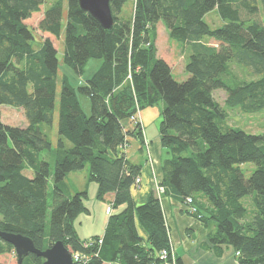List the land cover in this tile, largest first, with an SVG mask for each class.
Masks as SVG:
<instances>
[{
    "label": "trees",
    "instance_id": "1",
    "mask_svg": "<svg viewBox=\"0 0 264 264\" xmlns=\"http://www.w3.org/2000/svg\"><path fill=\"white\" fill-rule=\"evenodd\" d=\"M128 2H135L134 14L124 17ZM45 3L0 0V231L29 237L41 250L62 241L72 252L90 255V264H163L158 253L169 249L170 235L161 200L152 195L136 205L132 189L141 166L120 152L128 137L144 142L142 125L128 131L127 121L162 101L165 193L183 204L192 198L197 209L192 216L215 228L209 242L232 247L238 264H264V134L227 124L229 110L264 112V0H110V31L82 11L78 0H66L64 63L82 75L90 60L103 62L78 89L63 77L55 148L42 125L54 123L57 46L47 37L35 49L37 32L26 23L41 16L37 30L60 39L64 0L43 11ZM214 10L223 22L219 28L204 19ZM159 23L187 56L184 82H177L172 65L157 56ZM216 91L226 93L224 105ZM78 94L90 99V115ZM2 106L23 109L26 127L3 123ZM44 152L52 163L41 158ZM249 163L256 170L246 178L242 166ZM86 167L88 181L98 184V198L113 193V209L124 207L109 216L102 236L90 238H102V245L88 249L74 226L82 213H90L87 191L72 195L66 183L69 174ZM137 222L147 239L140 237ZM12 251L0 239V254ZM43 261L29 255L22 264Z\"/></svg>",
    "mask_w": 264,
    "mask_h": 264
},
{
    "label": "rangeland",
    "instance_id": "2",
    "mask_svg": "<svg viewBox=\"0 0 264 264\" xmlns=\"http://www.w3.org/2000/svg\"><path fill=\"white\" fill-rule=\"evenodd\" d=\"M57 0H46V3L42 6L43 11L48 8L51 4L55 3ZM64 20H63V29L62 34L59 40L48 36L47 34H43L39 30H37L39 21L41 20V16H33L31 19L26 21L27 25L30 26L32 29H35L37 32V39L34 42V48L39 49L42 44V39L49 37L55 44L56 49L58 51L57 57L59 62L58 68V94L56 99L55 105V115H54V123L52 126L42 125V130L45 134L48 135L53 148L56 147L58 141V131H57V124H58V114H59V96L60 90L62 86V79L63 77H67L70 85L75 89H78L80 86L86 85L87 81L93 76L96 72L98 67L102 64L101 59H92L90 60L85 68L84 73L82 75L77 74L73 69L67 66L64 63V35H65V26H66V15H67V4L66 0H64ZM135 10V2H128L123 11V16L128 17L132 16ZM205 21L212 27V28H219L223 26V22L217 15V11L214 10L208 13L204 17ZM210 45L217 44L213 40H208ZM155 47L157 49V56L164 58L169 64L172 65V76L177 82H184L188 78V74L185 71V64L187 62V56L182 52V47L177 43L170 39L169 33L164 26L163 23H159L157 26V37L154 41ZM215 98L221 105H224L227 95L224 91H216L214 93ZM78 98L82 109L87 115H90V99L86 96L78 94ZM164 108V103L161 101L158 104L154 105L153 107H147L141 109L139 112L143 115V120H149L153 123H159L161 120V114ZM2 121L6 125L15 126V127H26V118L23 109H15L10 106H2ZM140 113H138L136 120L130 119L132 124L137 125L141 124L140 122ZM228 121L227 124L231 128L240 129L248 134L254 135H261L264 134V112L256 113V114H247L243 113L240 110H229L228 111ZM143 131V128H142ZM11 144V143H10ZM41 158L49 161L52 163L51 155L49 152H44L41 154ZM54 166L52 165V171ZM256 170V166L252 163L244 164L242 166V171L246 178H249L251 174ZM27 176H32V171H25ZM89 171L86 167L84 170L71 173L66 177V183L72 195L84 191H87V198L84 200L85 206L89 209L90 213H82L76 220H75V229L78 232L79 237L82 240L84 238H88L91 235H102L105 230V222L108 217L113 213L106 214V208L112 206L104 201V199L98 198V184L94 181H88ZM159 182V178H156ZM156 183H155V194L156 197L159 194L156 191ZM48 203L52 205V192H53V185L51 182L48 185ZM244 202L248 209L252 208L251 199L245 198ZM108 209V208H107ZM50 212V210H49ZM50 216L48 214L47 221L49 222ZM165 262V261H163ZM117 262L111 263L116 264ZM0 264H18V258L15 253V250L10 253H2L0 254ZM33 264V263H30ZM110 264V263H107Z\"/></svg>",
    "mask_w": 264,
    "mask_h": 264
},
{
    "label": "crops",
    "instance_id": "3",
    "mask_svg": "<svg viewBox=\"0 0 264 264\" xmlns=\"http://www.w3.org/2000/svg\"><path fill=\"white\" fill-rule=\"evenodd\" d=\"M144 113L146 111L142 114L140 113L144 142L134 137H128V147L122 151L120 150V152L125 153L128 160L141 166V184L138 188L132 189V197L136 205L145 204L152 195L156 196L155 180L159 178V182L162 181V163L167 157L166 151L161 144L159 131L161 120L159 123H153L149 120L145 121L143 120ZM126 130L133 131L134 124L127 121ZM114 196L113 193H109L105 196L104 201L112 205ZM161 206L166 225L169 229L170 240L174 244V254L177 259L181 260L184 264H238L236 251L232 247L227 245L213 246L209 242L208 235L210 231H214L215 229L213 225L207 226L190 215L186 211V206L171 194L165 193L162 195ZM123 208L113 209V212H119ZM107 222L108 219L105 224ZM136 226L140 237L147 239L146 232L138 222ZM102 235H91L84 239L87 240ZM80 240L82 239L80 238Z\"/></svg>",
    "mask_w": 264,
    "mask_h": 264
},
{
    "label": "water",
    "instance_id": "4",
    "mask_svg": "<svg viewBox=\"0 0 264 264\" xmlns=\"http://www.w3.org/2000/svg\"><path fill=\"white\" fill-rule=\"evenodd\" d=\"M82 11L95 18L103 29L110 31L114 27V18L110 0H78ZM0 239L14 247L18 264L24 258L35 255L42 258V264H74L70 250L62 241H57L45 250L38 249L29 237L0 231Z\"/></svg>",
    "mask_w": 264,
    "mask_h": 264
},
{
    "label": "built area",
    "instance_id": "5",
    "mask_svg": "<svg viewBox=\"0 0 264 264\" xmlns=\"http://www.w3.org/2000/svg\"><path fill=\"white\" fill-rule=\"evenodd\" d=\"M138 113H140V112L138 111L135 114V116H133L131 119L136 120ZM148 152H149V148H148ZM140 184H141V179H140V177H138L135 181L134 187L138 188L140 186ZM156 191L159 194V196H161L162 194L165 193V187L162 186L161 182L157 181ZM159 199L161 200V197H159ZM184 205L186 206V211H188L191 215L196 214L197 209L195 207H193L192 198H187ZM112 211H113V207L112 206L108 207L107 213L110 214ZM102 243H103L102 238H99L98 240L88 239L83 243V247L88 249V248L93 247L96 244L99 245V247H100L102 245ZM70 252L72 254V259H73L74 264H90V261H91L90 255L83 253V252H80V251L72 252L70 250ZM95 255H98V252ZM238 255H239V253H237V256ZM158 256L162 261H165V262H163V264H177L176 257L174 254V244L171 240H170L169 249L162 250L160 253H158Z\"/></svg>",
    "mask_w": 264,
    "mask_h": 264
}]
</instances>
